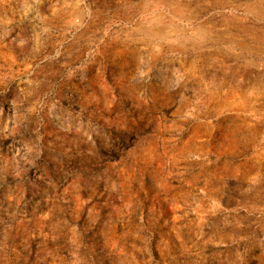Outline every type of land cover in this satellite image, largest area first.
Instances as JSON below:
<instances>
[{"label":"rangeland","instance_id":"obj_1","mask_svg":"<svg viewBox=\"0 0 264 264\" xmlns=\"http://www.w3.org/2000/svg\"><path fill=\"white\" fill-rule=\"evenodd\" d=\"M0 264H264V0H0Z\"/></svg>","mask_w":264,"mask_h":264}]
</instances>
